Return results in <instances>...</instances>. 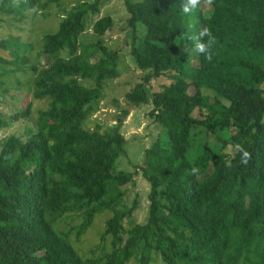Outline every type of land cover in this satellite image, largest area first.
Segmentation results:
<instances>
[{
	"label": "trees",
	"instance_id": "trees-1",
	"mask_svg": "<svg viewBox=\"0 0 264 264\" xmlns=\"http://www.w3.org/2000/svg\"><path fill=\"white\" fill-rule=\"evenodd\" d=\"M107 1L0 0L2 14L33 16L54 5L59 15L55 29L41 34L34 60L30 43L0 39V70H29L32 98L46 103L25 138L0 140V264H149L155 257L162 264H264V0H214L190 15L181 11L182 0H122L128 53L142 73L123 97L149 105L160 126L133 173L114 171L129 109L103 131L84 127L101 81L117 75L116 50L99 38L79 39L86 15ZM112 26L104 14L91 30L101 36ZM205 27L216 41L211 62L193 53L188 39ZM160 76L167 82L149 90ZM85 79L94 85L83 86ZM3 85L0 71L4 95ZM29 114V104L6 119L0 112V128ZM196 128L205 134L199 141ZM235 144L251 153L247 165ZM136 171L148 184L142 223L130 219L136 200L120 204L118 189ZM103 211L111 214L100 252L79 256L71 229L78 237ZM71 214L79 223L57 230Z\"/></svg>",
	"mask_w": 264,
	"mask_h": 264
},
{
	"label": "rangeland",
	"instance_id": "rangeland-1",
	"mask_svg": "<svg viewBox=\"0 0 264 264\" xmlns=\"http://www.w3.org/2000/svg\"><path fill=\"white\" fill-rule=\"evenodd\" d=\"M72 0H60V4L68 6ZM203 9L205 6L200 5ZM108 14L113 26L108 29L103 35L96 36L91 30V25L98 17ZM126 12L123 7L122 0H108L99 8L98 13H89L85 17V30L79 35L82 42H90L99 38L104 46L109 49L117 51L116 70L117 75L111 79L101 81V96L98 100L92 103L91 115L84 124L86 128L99 127V131H103L106 127L112 126L113 117L120 112L121 108L129 109V113L123 120L119 131L124 137L122 145V153L118 155L114 163V171L120 172H134V167L141 163L142 153L154 139L157 132L160 130L159 123L154 122L148 115L150 109L149 105L140 104L133 106L128 104L123 94L129 90L140 78L141 72L137 70L132 62V57L128 53L129 44L132 40L129 28L124 26V17ZM59 19L56 7L50 6L48 13H35L33 16L26 13L24 17L18 15L2 14L0 12V39L17 38L18 42H26L31 44L30 54L32 60L35 59L36 51L39 48V39L42 33L55 29L56 23ZM2 55L5 51L0 50ZM191 55H193L190 52ZM39 64H45L44 58L39 59ZM192 65L196 62L191 60ZM8 68V67H7ZM1 71V79L4 83V89L7 93L2 94L0 88V112L3 118L6 119L9 114L20 107H25L29 104V117L18 119L11 122L7 127L0 128V140L6 136L13 134L20 138H25L27 130H34L36 128L35 118L36 112L40 108H44L46 103L44 100H34L31 96L30 80L32 74L29 70L19 71ZM83 86H93L92 80L85 79L79 81ZM167 81L162 77H157L149 81L148 89H157L158 85L164 84ZM2 87V88H3ZM264 91V83L261 86ZM203 94L212 99L210 87L204 86L201 89ZM195 112L193 114H196ZM194 141H199L202 136H205L201 128H196ZM118 189L121 190L122 196L120 204L127 207L131 205L133 199L136 200V207L132 210L130 219L137 223H142L146 216L147 209V192L148 184L146 180L139 174V171L133 175L131 182L120 185ZM111 212L103 211L96 214L90 226L78 237H74L75 225L79 223V218L75 214L59 219L55 228L59 231L71 229L69 239L72 246L81 257H89L97 255L101 248L100 234L103 231L104 220L110 216ZM127 224V220L123 221ZM104 249L108 247V239L104 241ZM149 264H162L158 257Z\"/></svg>",
	"mask_w": 264,
	"mask_h": 264
},
{
	"label": "clouds",
	"instance_id": "clouds-1",
	"mask_svg": "<svg viewBox=\"0 0 264 264\" xmlns=\"http://www.w3.org/2000/svg\"><path fill=\"white\" fill-rule=\"evenodd\" d=\"M203 3L205 6L211 8L214 3V0H182L180 4L181 11L185 15H190L194 9ZM204 37H207V40H204ZM189 40L193 42V47L191 51L197 55L203 56L207 61L211 62L212 52L211 49L215 44V37L212 35L211 31L208 28H203L199 32L190 35ZM233 152H239L241 154L240 163L247 165L251 159V153L243 148L240 144H235L231 146ZM198 169L193 167L191 173L193 175L198 173Z\"/></svg>",
	"mask_w": 264,
	"mask_h": 264
}]
</instances>
